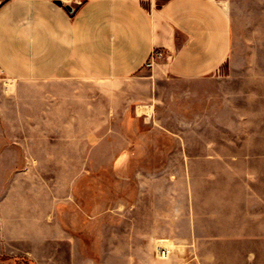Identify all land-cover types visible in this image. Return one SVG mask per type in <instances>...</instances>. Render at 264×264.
I'll use <instances>...</instances> for the list:
<instances>
[{"label":"crops","instance_id":"obj_1","mask_svg":"<svg viewBox=\"0 0 264 264\" xmlns=\"http://www.w3.org/2000/svg\"><path fill=\"white\" fill-rule=\"evenodd\" d=\"M233 1L264 3L0 0V264L20 258L55 264L65 256L67 264H85L83 239L67 222L78 180L72 170L78 172L85 162L78 151L85 124L94 150L101 146V132L114 131L116 117L134 111L147 122L155 113V86L164 77L219 80L224 101L201 117L204 131L219 134L191 145L204 148L205 162L218 156L247 163L253 174L254 164L264 163V8L249 41L246 32H237ZM156 51L163 57L147 70ZM119 99L129 102L120 105ZM91 160L99 162L101 156L92 154ZM252 177L245 176L249 183L235 193L247 196L243 218L254 223L264 220V211L255 209L258 199L264 201V189L250 183ZM193 201L186 213L175 210L172 229L153 237L155 264L215 263V251H200L205 243L264 241V234H197L200 221L215 215L199 214ZM182 223L187 234L180 230ZM161 248L170 250L166 259L159 258ZM245 255L252 263L257 252Z\"/></svg>","mask_w":264,"mask_h":264},{"label":"rangeland","instance_id":"obj_2","mask_svg":"<svg viewBox=\"0 0 264 264\" xmlns=\"http://www.w3.org/2000/svg\"><path fill=\"white\" fill-rule=\"evenodd\" d=\"M231 6L237 32H246L245 39L251 41L264 3L233 1ZM239 40L244 41L242 37ZM152 68L148 66L147 70ZM155 88L153 117L146 122L136 117L134 111L127 117H116L114 131L101 132V146L94 150L90 145L91 131L85 124L84 146L78 147L85 162L79 164L78 172L72 170V177L78 180L73 185L67 210L69 230L83 239L85 264L157 263L153 237L172 229L170 217L176 209L186 213L192 198L199 214L215 215L200 221L202 226L197 234H264V220L253 223L243 218L247 214L244 206L247 196L235 193L249 183L245 178L249 174L253 176L250 183L253 181L264 189V163H255L253 174L249 171L251 164L223 162L218 156L215 161L205 162L204 148L191 146L219 134L217 130L204 131L201 121L205 109L218 107L224 101L219 80L189 81L170 76L162 78ZM119 102L127 105L129 100L119 99ZM68 149L75 152V148ZM96 153L101 160L92 162L91 156ZM189 156L196 160L189 161ZM258 200L255 209L263 212L264 201ZM180 230L187 234V223H182ZM191 247L196 248V244ZM208 250L215 251L219 257L218 262L210 264H264V241L226 246L205 243L200 249ZM248 251L257 252L252 263L246 260ZM67 261L65 256L55 264H67ZM2 264L51 262L43 258L41 263H34L20 258L4 260Z\"/></svg>","mask_w":264,"mask_h":264},{"label":"built area","instance_id":"obj_3","mask_svg":"<svg viewBox=\"0 0 264 264\" xmlns=\"http://www.w3.org/2000/svg\"><path fill=\"white\" fill-rule=\"evenodd\" d=\"M210 1H216V0H210ZM163 57V52L162 51H156L155 53H153V56L150 60V62L148 63V66H152L153 63L155 62L156 58H161ZM4 76V72L3 70L0 68V78H2ZM169 255V251L167 249L161 248L159 250V258L161 259H166Z\"/></svg>","mask_w":264,"mask_h":264},{"label":"water","instance_id":"obj_4","mask_svg":"<svg viewBox=\"0 0 264 264\" xmlns=\"http://www.w3.org/2000/svg\"><path fill=\"white\" fill-rule=\"evenodd\" d=\"M56 3H57L59 6H61V5H62V3H61V2H59V1H58V2H56ZM67 9H68V10H70V11L72 10V8H71L70 6H67Z\"/></svg>","mask_w":264,"mask_h":264},{"label":"bare ground","instance_id":"obj_5","mask_svg":"<svg viewBox=\"0 0 264 264\" xmlns=\"http://www.w3.org/2000/svg\"><path fill=\"white\" fill-rule=\"evenodd\" d=\"M140 110H141V111H144V110H149V109H147V108H141ZM148 112H149V111H148ZM166 240H167V239H166ZM164 242H165V241H164ZM158 250H160V249H158ZM158 250H157V251H158ZM168 250H169V249H168ZM169 251H170V250H169Z\"/></svg>","mask_w":264,"mask_h":264}]
</instances>
